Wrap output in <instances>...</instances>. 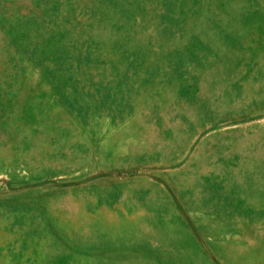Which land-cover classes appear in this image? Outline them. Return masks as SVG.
<instances>
[{
  "label": "rangeland",
  "instance_id": "rangeland-1",
  "mask_svg": "<svg viewBox=\"0 0 264 264\" xmlns=\"http://www.w3.org/2000/svg\"><path fill=\"white\" fill-rule=\"evenodd\" d=\"M0 264H264V0H0Z\"/></svg>",
  "mask_w": 264,
  "mask_h": 264
}]
</instances>
